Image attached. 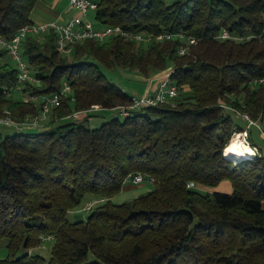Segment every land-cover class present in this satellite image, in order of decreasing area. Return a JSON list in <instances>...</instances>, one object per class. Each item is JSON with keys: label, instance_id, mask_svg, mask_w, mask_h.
<instances>
[{"label": "trees", "instance_id": "trees-1", "mask_svg": "<svg viewBox=\"0 0 264 264\" xmlns=\"http://www.w3.org/2000/svg\"><path fill=\"white\" fill-rule=\"evenodd\" d=\"M38 1L0 0V36L10 39L32 24ZM93 1L98 28L151 38L89 39L70 55L58 51L52 31L26 38L23 54L39 82L24 92L53 95L64 81L73 92L51 111L49 127L0 133V248L5 243L8 251L0 264H264V151L253 126L248 140L258 153L239 163L224 156L233 133L246 126L238 113L264 121V0ZM223 30L231 38L221 39ZM167 33L197 43L183 56L180 39H157ZM11 61L0 46V115L8 109L22 121L39 114L41 104L9 95L18 80ZM101 66L145 78L171 67L181 88L176 105L97 128L86 118L69 119L93 105L132 103ZM136 172L155 179L153 190L114 203ZM224 180L232 193L188 187L213 189ZM90 198L102 202L86 219L70 221L68 214ZM51 235L50 258L32 251Z\"/></svg>", "mask_w": 264, "mask_h": 264}, {"label": "built area", "instance_id": "built-area-1", "mask_svg": "<svg viewBox=\"0 0 264 264\" xmlns=\"http://www.w3.org/2000/svg\"><path fill=\"white\" fill-rule=\"evenodd\" d=\"M69 9L76 12V14L64 23L57 21L51 22H33L30 25L22 27L12 38L6 39L0 36V46L8 51V55L12 61L16 63L18 70L17 83L10 88H7L9 95L13 93L21 94L25 102H40V113L35 116H28L22 121L16 120L10 110H4L0 115V126H10L16 128L18 131L33 130L38 128H44L43 121L50 116L51 111L58 107L63 97H67L72 94L73 90L69 82L64 81L60 90L53 95H32L28 92H24L27 84L38 83L39 80L36 76V72L30 67L23 54V44L29 35L40 36L49 32H54L57 38V49L64 55H70L73 52L74 46L85 42L86 40H99L104 41L115 35H122L131 37L137 42H148L150 36H143L141 34L131 35L119 26H107L98 28L95 23L90 20L89 14L91 11L97 10V3L93 0H69ZM178 38L182 44L179 46L178 53L180 55H186L190 52L192 46L197 43V40L191 36H187L184 33H167L157 36L158 40H171ZM221 39L231 38L227 30H223L220 35ZM261 38H263L261 36ZM172 70H166L160 77H156L159 80L158 86L155 89H149L142 97H133L132 103L127 106H119L116 109L119 111L121 117H128L134 111H142L149 107H158L164 105L175 106L176 99L180 94L181 88L177 86L171 80ZM264 82V79H260L259 83ZM103 109L100 105H93L87 111H73L68 118L74 121H79L82 118V114L89 113ZM238 115L246 121L244 131L240 132L242 138L249 144L248 132L252 126L258 125L247 114L238 113ZM46 127V126H45ZM256 148V147H252ZM146 180L151 181L153 184L155 179L152 176H148L142 172H136L130 174L125 183H131L133 185H140ZM194 183H189L188 187H192ZM102 202V200L92 199L86 202L84 206L85 211H91L93 207ZM47 238L54 239V237L47 236Z\"/></svg>", "mask_w": 264, "mask_h": 264}, {"label": "rangeland", "instance_id": "rangeland-1", "mask_svg": "<svg viewBox=\"0 0 264 264\" xmlns=\"http://www.w3.org/2000/svg\"><path fill=\"white\" fill-rule=\"evenodd\" d=\"M173 1H177V0H167V2L169 3ZM34 10L32 13L33 16L35 12ZM88 18L95 23V26L97 25V21L95 20V11H91ZM37 22H46V21H37ZM97 27H100V26L97 25ZM39 38L43 39L44 36L40 35ZM11 65L16 67V63L14 61H11ZM101 69L105 73L109 81L121 87L130 96L142 97L147 92L149 81L148 79H144V76L140 74L139 71L130 70L126 68H120V67L107 68L105 66H101ZM170 69L171 67H169L167 70H170ZM152 76H155V79H156L157 73L151 75V77ZM158 83H159V80H156L155 82L153 81L151 89H155L158 86ZM182 94H184V92H182ZM11 96L16 97V98H21V94H18V93H13L11 94ZM116 117L120 118V113L116 108L115 109H100L96 111H91L87 114L84 113L80 120H83L86 118L88 119L89 125L91 128H97V127H100L103 123L108 122L111 119L116 118ZM243 121L245 120L243 119ZM43 124L46 127H49L51 125V117L50 116L47 117V119L43 121ZM9 127L10 126H7V127L4 126L1 128V132L4 136L22 132V131H18L14 127H11V128ZM41 129L42 128L33 129V130H24V132L26 131L38 132V131H41ZM236 134L240 136V133H233L231 140ZM252 137L255 143L257 144V146L263 149L264 151V121L259 122V126L258 127L256 126L252 130ZM241 140H243L246 143V141L242 137H241ZM224 156H225V153H224ZM232 161L239 163L242 160H232ZM193 187L203 193L212 192V190L222 192V193H232L233 192L232 183L228 180L222 181L217 187L213 188L212 190L210 188H204L196 184H193L192 188ZM153 188H154V185L149 180H146L140 185H133L131 183H125L122 189V193L121 194L119 193L117 196H115L112 201L114 203H123V202L131 201L135 199L137 195H145L148 192L152 191ZM85 204H86V201L79 208L70 212L68 214V219L73 222L86 219L90 211L84 210ZM263 208H264V201H263ZM53 245H54V239L47 238L46 240H43L41 244L37 248L33 249L32 251L48 259L51 256ZM7 253L8 251L5 247V243H3L0 248V259L5 258L7 256Z\"/></svg>", "mask_w": 264, "mask_h": 264}, {"label": "crops", "instance_id": "crops-1", "mask_svg": "<svg viewBox=\"0 0 264 264\" xmlns=\"http://www.w3.org/2000/svg\"><path fill=\"white\" fill-rule=\"evenodd\" d=\"M34 11H35L34 12V16L32 15V20L34 22H37V21H46V22L47 21L48 22L57 21V22H60V23H64V22L68 21L70 18H72L76 14L75 11L69 9V0H39L37 2V4H36V7H35ZM164 72L165 71H163L161 73H157V76L160 77ZM144 79H148V81H149L148 87H147L148 88L147 91H148L149 89H151V86L153 84L155 76L148 77V78L144 77ZM82 116H83V114H82ZM256 126L258 127L259 124L253 126L252 130ZM2 127H4V126H0V133H2L1 132V128ZM9 128H11V127H9ZM252 149H253L254 155L257 154L258 149L257 148H252ZM121 193H122V191L120 192V194ZM139 196H141V195H137V197H139ZM92 199L93 198H90L89 200H92Z\"/></svg>", "mask_w": 264, "mask_h": 264}, {"label": "bare ground", "instance_id": "bare-ground-1", "mask_svg": "<svg viewBox=\"0 0 264 264\" xmlns=\"http://www.w3.org/2000/svg\"><path fill=\"white\" fill-rule=\"evenodd\" d=\"M242 135H234L230 144L225 149V156L231 160H244L251 158L254 153L253 149L246 144L243 140H241Z\"/></svg>", "mask_w": 264, "mask_h": 264}]
</instances>
